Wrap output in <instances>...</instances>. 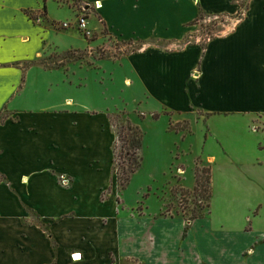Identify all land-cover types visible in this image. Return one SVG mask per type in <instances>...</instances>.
Instances as JSON below:
<instances>
[{"label": "crops", "instance_id": "crops-1", "mask_svg": "<svg viewBox=\"0 0 264 264\" xmlns=\"http://www.w3.org/2000/svg\"><path fill=\"white\" fill-rule=\"evenodd\" d=\"M88 1L104 9L107 0ZM238 1L179 3L176 26L187 27L200 14L233 16ZM102 10L95 11L112 31ZM17 13L13 18L28 26ZM24 35L0 34V112L9 113L0 123V264H142L157 255L160 263L264 264V0H248L245 18L205 47L127 57L160 113L206 115L209 127L203 145L211 168L209 214L187 221L161 216L158 234L144 213L125 211L115 194L103 197L113 182L111 162L109 181L99 182L98 162L82 157L81 112L63 110L75 103L40 105L30 96L31 75L35 84L57 73H34L24 67L32 55L8 49L10 41L26 44ZM151 35L144 37L171 44L183 39ZM60 77L53 89L68 85ZM60 177L69 187L60 186ZM72 254L81 259L72 261Z\"/></svg>", "mask_w": 264, "mask_h": 264}, {"label": "rangeland", "instance_id": "rangeland-1", "mask_svg": "<svg viewBox=\"0 0 264 264\" xmlns=\"http://www.w3.org/2000/svg\"><path fill=\"white\" fill-rule=\"evenodd\" d=\"M182 2L189 0L104 1V9L102 4L97 10L103 9L101 16L112 27L111 31L88 0H0V6L4 4L0 12V34L16 31L28 34L23 36L28 41L26 44L21 43L22 38L18 44L10 41L8 49L20 55L28 53L22 56L32 55L24 61V67H32L34 73H57L35 84L36 76L31 75L28 93L40 105L62 107L67 99L75 103L63 110H80L81 139L85 142L82 157L98 162L103 171L99 182L109 181L111 162L113 182L103 197L115 194L125 211L144 213L155 234L161 232L156 219L167 211L185 221L195 213L207 214L208 167L203 162V145L209 127L206 115L160 113L157 102L149 98L138 82L127 57L151 49L167 53L197 43L205 47L209 41L231 32L245 18L248 7V0H239V11L233 16L202 14V18L179 29L174 8ZM17 12L24 16L30 31L20 16L13 18ZM81 18L87 19L89 33L79 28ZM11 22L14 25L10 26ZM149 32L153 34L151 37L179 34L183 39L176 44L158 36L147 40L144 35ZM149 44L152 46L145 50ZM59 77L68 85L53 89L55 82L60 85ZM47 79L51 86L46 85ZM155 112L158 119L153 118ZM8 118L9 113L0 112V123ZM128 125L137 127L142 134L138 152L140 167L125 188L120 189L115 173L124 159L118 133ZM169 125L173 130H169ZM198 171L203 172L201 193L195 191ZM62 178L60 186L69 187L61 184ZM90 178L94 179L92 175ZM159 258L154 256L151 262L142 264H172L170 258L161 263L156 260Z\"/></svg>", "mask_w": 264, "mask_h": 264}, {"label": "trees", "instance_id": "trees-1", "mask_svg": "<svg viewBox=\"0 0 264 264\" xmlns=\"http://www.w3.org/2000/svg\"><path fill=\"white\" fill-rule=\"evenodd\" d=\"M202 18V14L198 16V18ZM199 18V19H200ZM158 114H153L154 119H158ZM169 130H173L172 126L169 125ZM118 142L121 144L120 152L122 154V157L124 159V162L122 163V166L117 169L115 176H116V182L117 186L120 189H124L125 186L128 184L129 180L131 179L132 175L138 170L140 167V160L138 156L139 149L141 147L142 142V134L141 131L137 127L133 126H126L122 127L119 130L118 133ZM207 183L209 185V192H208V211L206 215H198V214H192L190 219L187 220H196L203 218L209 214L210 210V199H211V168L209 165H207ZM202 173L198 171L196 173V186L195 191L202 192L204 188L203 180H202ZM170 211H167L165 213H162L161 216L163 217H173L169 214Z\"/></svg>", "mask_w": 264, "mask_h": 264}, {"label": "built area", "instance_id": "built-area-1", "mask_svg": "<svg viewBox=\"0 0 264 264\" xmlns=\"http://www.w3.org/2000/svg\"><path fill=\"white\" fill-rule=\"evenodd\" d=\"M95 8H97L96 7V4H95ZM78 26H79V28L80 29H82L83 31H85V32H87V33H89L88 32V23H87V19H84V18H81V19H79V21H78ZM61 184L63 185V186H68V185H70V180L69 179H66V178H62V181H61ZM70 258H71V260L72 261H76V260H79V259H81V254H72L71 256H70Z\"/></svg>", "mask_w": 264, "mask_h": 264}, {"label": "bare ground", "instance_id": "bare-ground-1", "mask_svg": "<svg viewBox=\"0 0 264 264\" xmlns=\"http://www.w3.org/2000/svg\"><path fill=\"white\" fill-rule=\"evenodd\" d=\"M98 5H100V4L96 3V7H97V8H98ZM97 8H96V9H97Z\"/></svg>", "mask_w": 264, "mask_h": 264}]
</instances>
